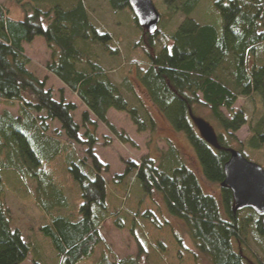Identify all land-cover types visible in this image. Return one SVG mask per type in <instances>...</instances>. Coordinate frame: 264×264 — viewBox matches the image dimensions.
<instances>
[{"label": "trees", "instance_id": "obj_1", "mask_svg": "<svg viewBox=\"0 0 264 264\" xmlns=\"http://www.w3.org/2000/svg\"><path fill=\"white\" fill-rule=\"evenodd\" d=\"M24 1V5L19 2V18L0 5V105L17 107V115L7 110L0 114V264H24L35 249L11 226L1 189L3 170H17L21 178L37 185L36 198L48 220L40 231L49 241L56 264L88 262L97 247L101 254L94 264H140L147 255L144 238L148 234L141 219L153 218L154 213L146 210L141 214V204L130 198L135 184L140 185L141 197H152L153 205L158 204L154 196L160 197L169 218L210 264H264V217L249 209L236 211L232 193L223 184V167L232 151L255 163L246 151L257 153L264 146V65L257 64L264 58V0H216L213 7L220 28L191 18L202 0H160L161 8L152 0L161 17L154 34L137 24L127 0H107L115 16L128 11L126 21L130 15L134 22L131 29L139 32L133 49L147 61L140 71L135 68L136 57L125 60L114 37L93 23L86 0ZM177 18L182 20L174 26ZM168 26L173 27L172 32L166 30ZM36 38H41L50 52L47 73L84 107L79 121L74 116L76 104L66 101L62 91L56 100L53 91L46 89V80L29 72L30 59L23 45ZM90 44L99 55L117 62L118 68L107 71L92 59L87 50ZM132 69L150 108L171 131L184 135L200 165V175L218 187L217 196L204 190L178 148L165 138L167 148L159 157L145 153L138 163L123 161V173L112 178L119 196L111 195L116 200L111 198L114 207H109L104 174L110 169L94 154L98 125L121 145L133 149L137 148L134 141L109 121L110 111L125 114L137 134L153 135L157 128L149 109L140 100L135 106L127 98L136 96L128 77ZM111 73L121 76L115 81ZM241 97L253 102L250 118L243 111L233 112ZM197 108L208 111L220 129L213 142L194 125ZM49 123L58 125L56 135L66 141L49 135ZM244 126L250 135L239 142L236 133ZM74 146L83 149V158L77 156ZM57 155L65 156L66 169L80 189L82 203L76 222L65 215L69 204L61 190L44 181L48 174L42 162ZM40 183L47 186L42 197L36 189ZM128 206L134 213L127 211ZM108 219L117 230L129 231L137 250L135 257L111 259L112 251L100 233ZM249 236L260 246V254L251 248ZM177 243L183 248L179 238ZM151 247L159 253L165 249L160 241L152 242ZM37 257L32 258V264H45Z\"/></svg>", "mask_w": 264, "mask_h": 264}, {"label": "rangeland", "instance_id": "obj_2", "mask_svg": "<svg viewBox=\"0 0 264 264\" xmlns=\"http://www.w3.org/2000/svg\"><path fill=\"white\" fill-rule=\"evenodd\" d=\"M215 1L216 0H202L200 5L191 15V18L197 20L201 25L212 24L217 26V28H220V17L213 7ZM19 2L21 3L20 5L26 4V1L24 0H0V5H6L7 8L11 10V15L14 18H19L21 15L19 11ZM85 3L88 6L93 23L99 29L105 30L114 37L124 59L127 58V56L136 57L137 66L135 68L138 69V71L145 68L147 62L146 58L137 54L133 49L140 37L139 32L135 29H131L134 22L130 15V21H126L125 19L128 11L117 13L115 16L113 11L109 8L107 0H86ZM154 3L156 7L158 5L159 8H161L160 0H154ZM181 18H177L178 21L174 26L182 20ZM119 20H121V24L119 23ZM172 29L173 27L171 28L169 26L166 28V30L171 32ZM165 33L169 34L168 31H165ZM23 48L25 54L30 59V64L28 66L29 72L40 81L46 80V89H51L53 91V96L56 100L59 99V92L62 91L63 97L66 101L76 104L78 110L74 116L75 120L79 121L80 114L83 112L84 107L80 105L75 96H73L67 89L63 88V86L45 70V64L50 60V52L46 48L44 41L41 38H36L31 44H24ZM87 50L92 56V59L101 63L107 71L113 72V70L118 68L117 62L114 63L115 61L108 60L106 57L99 55L96 47H93L91 44L88 46ZM125 62L127 63V61ZM130 64L133 65L134 63L130 62ZM257 64L264 65V58L258 60ZM134 73L135 71L132 69L131 73L128 74V77L135 85L136 96L133 97L129 95L127 98L129 102L135 106L140 100L142 105L149 109L153 118L156 120L157 128L153 135L149 132L137 134L134 126L125 114L110 111L108 113L109 121L119 131L125 132L134 141L137 148L133 149L128 145H121L102 125H98L96 131L98 143L94 148V154L103 164L108 165L110 169L108 174H104V178L109 188L107 196L109 207L112 209L114 207L113 201L116 200V197L111 195L115 194L116 196H119V194H117L119 192L116 193V188L112 186V178L117 174L120 175L123 173V161L132 160L138 163L145 153L153 155L154 157H159L162 154L161 151L163 152L167 148L165 138L171 139L173 144L178 148L180 155L183 157L188 167H190L197 175L204 190L217 196L219 193L218 187L208 184L200 175V165L184 135L174 132L173 130L171 131L157 112L150 108L147 97L138 87V81L134 77ZM112 76L116 81L121 75L119 73H113ZM253 108V102L249 98L241 97L233 106V112L243 111L250 118L252 116ZM6 110L11 114L17 115V107L6 108L0 105V114L2 111ZM222 112L226 117L229 116L228 112L225 110H222ZM195 113L197 118L193 122L196 129H199L200 133H202V127L207 128L206 132L210 134L211 137H215L220 132V129L211 118L208 111L202 108H197ZM141 115L145 118L144 111H141ZM49 126V135L56 137L62 142L66 141L65 137H59L56 135L58 132V125L56 123H49ZM249 135V128L244 126L236 133V138L239 142H243L249 137ZM108 140L110 143H106ZM74 148L77 156L83 158V149L79 146H74ZM233 148L236 150L237 146L234 145ZM246 153L264 170V146L257 153H253L249 150L246 151ZM63 157L65 156L57 155V157L52 160H44L42 162L44 166L43 171L48 174L44 181L49 184L51 183L54 186L56 185V187L61 190L62 195L66 198L69 204L66 208L65 215H68L72 221L76 222L80 219L79 207L82 203L81 193L78 184L69 175ZM30 166L31 168L33 167L32 165H29V167ZM2 173L3 180L1 189L5 193V204L11 216V226L20 230L24 239L35 247L34 252L28 257L24 264H32V258L35 256H38L45 264H56L57 261L53 255L54 252L51 250L49 241L40 231V229L47 224L48 220L46 219L44 212L41 210L40 204L36 198L35 186L37 185L30 179L25 181L19 176L17 170H3ZM41 179L39 180L41 181ZM45 187L47 186L43 183H40V186L36 187L38 197H42V192L45 191ZM140 195V185H133L130 192V198L141 204V208H139L140 213L143 214L146 210H151L154 213L153 216L156 217V219L154 217L141 219L143 226L148 228V234L147 239L142 235L145 241L147 255L145 258L141 259L140 264H210L206 257L196 251L189 237L185 235L180 227L178 228L177 223L169 218L170 216L165 204L161 201L158 195L154 196V200L158 202L156 206L151 203L152 197L145 195L144 197H141ZM127 211L129 213H134L133 211L135 210L133 207L128 206ZM128 218L130 219L129 216ZM141 230L146 231V228L142 227ZM100 233L105 243L112 251V260L123 259L128 256L135 257L137 255L136 246L129 231L117 230L110 219L104 223L100 229ZM149 236L151 241L155 244L157 241H160L164 245L165 249H163L161 253L156 252L154 247H151L152 242L149 241ZM177 238L182 241L183 248L178 245ZM248 239L251 248L260 254V246L251 239V236H249ZM99 254H101L100 247H97L93 259L81 264H94L95 260L99 258Z\"/></svg>", "mask_w": 264, "mask_h": 264}, {"label": "water", "instance_id": "obj_3", "mask_svg": "<svg viewBox=\"0 0 264 264\" xmlns=\"http://www.w3.org/2000/svg\"><path fill=\"white\" fill-rule=\"evenodd\" d=\"M128 6L137 22L149 34L157 31L161 17L152 0H127ZM202 127L201 135L213 142V137ZM224 186L232 193L236 211L252 210L257 216L264 217V170L248 161L238 151H232L223 167Z\"/></svg>", "mask_w": 264, "mask_h": 264}]
</instances>
